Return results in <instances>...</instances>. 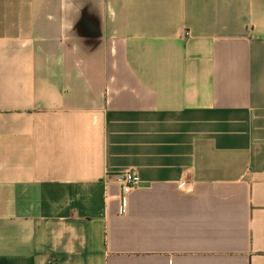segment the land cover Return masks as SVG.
<instances>
[{"label": "crops", "instance_id": "1", "mask_svg": "<svg viewBox=\"0 0 264 264\" xmlns=\"http://www.w3.org/2000/svg\"><path fill=\"white\" fill-rule=\"evenodd\" d=\"M0 264H264V0H0Z\"/></svg>", "mask_w": 264, "mask_h": 264}, {"label": "built area", "instance_id": "2", "mask_svg": "<svg viewBox=\"0 0 264 264\" xmlns=\"http://www.w3.org/2000/svg\"><path fill=\"white\" fill-rule=\"evenodd\" d=\"M188 35V32L185 33ZM138 183V178L131 171H125L120 174V185L124 191H127L129 188L133 187ZM126 210V204L123 203V212Z\"/></svg>", "mask_w": 264, "mask_h": 264}]
</instances>
